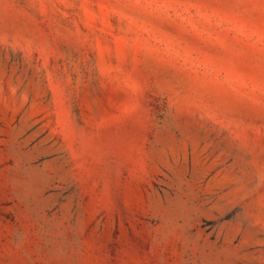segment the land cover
<instances>
[{
    "label": "rangeland",
    "instance_id": "374dc122",
    "mask_svg": "<svg viewBox=\"0 0 264 264\" xmlns=\"http://www.w3.org/2000/svg\"><path fill=\"white\" fill-rule=\"evenodd\" d=\"M0 264H264V0H0Z\"/></svg>",
    "mask_w": 264,
    "mask_h": 264
}]
</instances>
